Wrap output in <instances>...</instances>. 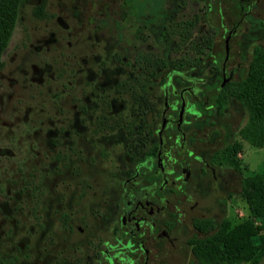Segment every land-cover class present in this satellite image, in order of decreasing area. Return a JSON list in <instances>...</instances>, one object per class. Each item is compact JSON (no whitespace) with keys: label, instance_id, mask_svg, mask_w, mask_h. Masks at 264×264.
I'll use <instances>...</instances> for the list:
<instances>
[{"label":"rangeland","instance_id":"1","mask_svg":"<svg viewBox=\"0 0 264 264\" xmlns=\"http://www.w3.org/2000/svg\"><path fill=\"white\" fill-rule=\"evenodd\" d=\"M235 1L20 0L0 72V264H73L95 230L106 249L113 180L129 168L128 152L152 143L147 122L160 87L173 70L208 82L232 27L240 77L224 87L216 113L204 123L194 116L202 132L220 134L215 192L200 208L216 228L198 239L182 231L166 264H198L194 253L221 250L245 221L264 236L241 195L242 182L264 173V146L240 135L247 114L236 86L264 45V0L241 13Z\"/></svg>","mask_w":264,"mask_h":264},{"label":"flooded vegetation","instance_id":"2","mask_svg":"<svg viewBox=\"0 0 264 264\" xmlns=\"http://www.w3.org/2000/svg\"><path fill=\"white\" fill-rule=\"evenodd\" d=\"M262 1L236 0L234 5L241 13ZM238 30H224V55L219 63L214 61L208 82L176 70L168 74L160 87L161 104L150 113L153 118L147 122L152 143L140 152H128L129 168L113 180L114 219L104 233L106 249L99 251L95 230L90 240H84L73 251L82 255L81 261L73 264H100V255L103 264H166L177 252L182 231L189 230L196 239L200 237L199 221L209 220L201 217L200 208L205 201H211L215 192L214 186L210 187L211 179L216 182L213 158L222 147L216 146L221 141L220 134L216 130L202 132L204 127L195 123L194 116L203 118L204 123L211 109L219 106L224 87L240 77L243 68L241 63L232 65L229 44ZM253 55L254 48L251 58ZM212 91L213 94L206 95ZM209 221L214 223V230L216 223ZM76 227L85 238L86 225Z\"/></svg>","mask_w":264,"mask_h":264},{"label":"trees","instance_id":"3","mask_svg":"<svg viewBox=\"0 0 264 264\" xmlns=\"http://www.w3.org/2000/svg\"><path fill=\"white\" fill-rule=\"evenodd\" d=\"M20 0H0V72L5 51L16 24ZM237 99L246 111L247 121L241 137L256 147L264 146V45L254 47L246 74L236 84ZM241 195L245 197L254 217L264 220V173L252 174L242 182ZM215 227L209 220L199 221L204 234ZM248 221L229 231L221 242V250L212 253H194L198 264H259L264 258V236H256Z\"/></svg>","mask_w":264,"mask_h":264},{"label":"built area","instance_id":"4","mask_svg":"<svg viewBox=\"0 0 264 264\" xmlns=\"http://www.w3.org/2000/svg\"><path fill=\"white\" fill-rule=\"evenodd\" d=\"M254 219L255 226L259 229L260 233L264 234V220L259 219V222Z\"/></svg>","mask_w":264,"mask_h":264},{"label":"water","instance_id":"5","mask_svg":"<svg viewBox=\"0 0 264 264\" xmlns=\"http://www.w3.org/2000/svg\"><path fill=\"white\" fill-rule=\"evenodd\" d=\"M227 47H228V46H227V42L225 41V49H226V51H227Z\"/></svg>","mask_w":264,"mask_h":264}]
</instances>
